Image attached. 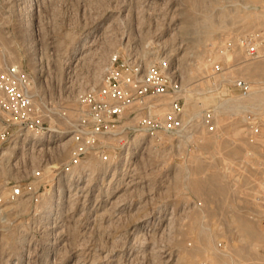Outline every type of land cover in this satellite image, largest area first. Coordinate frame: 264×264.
<instances>
[{
	"label": "rangeland",
	"instance_id": "1",
	"mask_svg": "<svg viewBox=\"0 0 264 264\" xmlns=\"http://www.w3.org/2000/svg\"><path fill=\"white\" fill-rule=\"evenodd\" d=\"M158 1L0 0V98L23 87L12 75L17 68L42 95L72 110L84 92L102 83L110 54L121 49L141 54L166 50L192 79L203 74L192 75V69L197 57L206 54L224 62L232 74L264 87V73L255 69L264 65V0ZM207 29L215 31L213 39L205 35ZM240 38L260 42L261 57L254 63L236 42L232 58H226L224 41ZM242 67L249 69L241 72ZM113 137L99 142L109 155L119 146ZM1 150L0 264H186L190 258L192 264H264V213L256 199L264 172V125L253 143L235 125L220 139H210L203 149L207 158L196 159L190 177L157 172L164 162L149 153L137 172L158 185L155 202L170 204L165 217L171 219L148 220L137 233L129 229L138 220L128 216L94 220L88 228L86 220H58L65 244L50 257L39 256L47 241L38 223L50 205L59 213L73 210L64 200L65 184L74 176L54 177L71 151L64 157L27 158L14 166ZM106 166L100 163L96 177L103 176ZM39 171L45 175L39 177ZM15 185L23 188L22 196L11 193ZM18 208L23 227L13 221ZM245 226L251 230L246 232ZM113 253L118 255L115 262Z\"/></svg>",
	"mask_w": 264,
	"mask_h": 264
},
{
	"label": "built area",
	"instance_id": "2",
	"mask_svg": "<svg viewBox=\"0 0 264 264\" xmlns=\"http://www.w3.org/2000/svg\"><path fill=\"white\" fill-rule=\"evenodd\" d=\"M235 42L247 60L261 57L259 43L252 38L226 39L222 44L231 52ZM208 60L210 68L187 82L178 59L166 50L148 56L116 50L109 56L102 83L84 92L72 110L42 95L34 80L14 68L12 75L23 87L0 98L2 154L16 152L17 158L9 163L16 162L13 165L17 166L27 158L56 156L71 148L68 162L60 165L54 177L62 173L76 177L80 172H101L103 161L120 171H140L138 163L151 153V157L164 162L157 172L168 176L173 171L176 176L182 173L190 177L196 159L207 158L203 149L210 139H220L235 125L253 143L264 125V97L260 95H264V87L260 89L247 78L232 74L214 57ZM208 96L214 100L204 103L203 98ZM37 136L45 146L52 140L49 147L54 151L36 150L25 155ZM112 136L119 146L109 155L99 142ZM67 140L61 151L60 144ZM15 147L18 150L14 151ZM44 175L39 171V177ZM52 179L51 187L55 183ZM261 181L256 199L264 213V172ZM11 193L22 196L23 188L15 185Z\"/></svg>",
	"mask_w": 264,
	"mask_h": 264
},
{
	"label": "bare ground",
	"instance_id": "3",
	"mask_svg": "<svg viewBox=\"0 0 264 264\" xmlns=\"http://www.w3.org/2000/svg\"><path fill=\"white\" fill-rule=\"evenodd\" d=\"M160 4L162 5V3H160ZM164 4L165 5H163V6H166V2ZM155 6H156V4H155ZM167 7H168V5H167ZM160 11H161V9H160ZM169 12H168V14H169ZM171 17H174V15ZM166 20H168V19H166ZM173 21H172V23H173ZM213 30H214V28H213ZM213 30L207 29L205 31L206 34L205 33L204 34L208 36L207 38L213 39V37H214L213 33L215 32ZM240 34H241V32H240ZM195 46H197V45H195ZM223 49H224V47H223ZM179 50H180V48H179ZM149 52H148V50H143V53L145 56H147ZM213 52H214V50H213ZM224 54L226 55V58L228 60L232 58V53H230V51H226V53H224ZM207 56L208 55L203 54V55H200L197 57V60H196L197 64H195L196 66L194 67V69H192V75L194 73H204V71L209 67L210 62H209ZM253 63H254V61H253ZM261 65L258 64L255 69L260 71L261 73H264V65L263 66H261ZM244 66H246V65H244ZM244 69H245V67H244ZM244 69H243V67L239 68V70L241 72H244L245 70L248 71L249 68L247 67L245 70ZM255 73H257V72H255ZM249 74H251V73H249ZM182 75L187 82H190L192 80L191 76L185 75L184 73H182ZM241 77H243V76H241ZM213 100H214L213 96H208V97L203 98L204 103H209V102H212ZM193 107H195V108H193V111L196 112L197 111L196 106H193ZM238 130H236V132H235L236 134H238L241 131V130H239V132H238ZM39 136L43 137L40 134H39ZM28 137L29 136H26L25 141L28 139ZM40 137H38L36 140H34V145L32 147L25 149V152H26L25 155L26 154H28V155L33 154L36 150L42 151V152L43 151H54V150H52L53 147H51V146L49 147V145L52 143V140L49 141V145L45 146L43 139H41ZM68 142H69V140L60 144L61 148H63L61 151L65 150L66 144ZM17 148L18 147H15L13 150L16 151ZM71 150H68V152ZM15 153L16 152L9 153L7 151H4L3 155L6 157V159H8V161H12V158L13 159L17 158V156L14 155ZM67 155L69 157L70 154H67ZM62 156H63V154H62ZM2 160H4V159H2ZM12 162H11V164H12ZM7 163H9V162H7ZM104 163L107 164V166L103 170V174H102L103 176L102 177H96V175H95L96 172H93L91 174L81 172V173H79L80 175L78 176V178L74 179V177H72L70 180L67 181V183L65 184L67 187L65 189L66 190L65 193H67V195H66V199L64 200V202H65V205H67V206H70V205L74 206L72 211H70V212L64 211L63 213H59V212H56L54 210V208H52L51 205H50L51 208L49 210H47V211L43 210L42 211V213H41V215H42L41 220L42 221H40L38 223V225H39V227H41L43 229V234L46 236L47 244H46V248L41 250L40 251L41 253L39 252L40 254L38 253L39 256H45V257H50L53 255L57 256L58 252L60 251L61 245L65 244V238L63 236V229H62L64 225L61 224L60 222H58V220H86L85 226H86V228H88V225L92 224V222L94 220H118V219H121L125 216H128V217H131L133 220H138L129 229L130 232L137 233V232L143 230L144 228H146V226H148V224H149L148 220H170L171 219V217L170 218H167V216L165 217V215H166L165 212L169 208L170 204H168L167 202H164V203L155 202L156 199L158 198V197L156 198V194H155V192L158 190L157 184L156 185L152 184L151 179L146 177V175H144V174L138 173L137 170L132 171V170L127 169L124 173H122V171H120L119 168H116L114 165H111V163H108V162H104ZM13 164H17V163L14 162ZM55 180H57L58 182H61L62 178H59V179L56 178ZM55 180H53V181H55ZM247 182H249V181L247 180ZM247 185H249V184H247ZM252 187H250V188H252ZM247 188H249V187H247ZM200 189H201V187L199 188V191H200ZM248 191H247V193H248ZM251 191L252 190H250V192ZM24 199H27L26 195L22 197L20 202L22 203L24 201ZM28 199H29V196H28ZM26 201H28V200H26ZM23 208H25V207H22V209ZM147 208H152V211H150V210L144 211ZM186 208H189V207L188 206L184 207V209H186ZM191 209H192V207H191ZM16 211H17V213H19V215H17V219H15L13 221H15V224L19 225V227L20 226L23 227L25 221H24L23 215H21V213H20L23 211H21V209H19V208L16 209ZM10 221H11V219H10ZM244 229L246 230V232H249L251 230L250 226H245ZM171 255H172V253H171ZM69 256H71V255H69ZM78 256H81V254ZM111 257H113L112 262H115L117 260L116 258H118V255H117V253H113V254H111ZM193 261H194L193 258H190V259H188V262L186 264H192Z\"/></svg>",
	"mask_w": 264,
	"mask_h": 264
},
{
	"label": "water",
	"instance_id": "4",
	"mask_svg": "<svg viewBox=\"0 0 264 264\" xmlns=\"http://www.w3.org/2000/svg\"><path fill=\"white\" fill-rule=\"evenodd\" d=\"M122 50V49H121Z\"/></svg>",
	"mask_w": 264,
	"mask_h": 264
}]
</instances>
